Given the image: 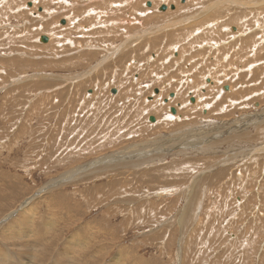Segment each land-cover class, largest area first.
<instances>
[{
    "label": "rangeland",
    "instance_id": "1",
    "mask_svg": "<svg viewBox=\"0 0 264 264\" xmlns=\"http://www.w3.org/2000/svg\"><path fill=\"white\" fill-rule=\"evenodd\" d=\"M262 129L264 0H0V259L264 264Z\"/></svg>",
    "mask_w": 264,
    "mask_h": 264
},
{
    "label": "bare ground",
    "instance_id": "2",
    "mask_svg": "<svg viewBox=\"0 0 264 264\" xmlns=\"http://www.w3.org/2000/svg\"><path fill=\"white\" fill-rule=\"evenodd\" d=\"M33 2H35V1H33ZM33 2H32V3H33ZM147 5L149 6V5H150V2H148ZM170 6H171V5H170ZM170 6H169V8H170ZM172 6H173V5H172ZM160 8H161V6L159 7V9H160ZM173 8H174V7H173ZM42 9H43V8H42ZM164 9H166V5H164ZM171 9H172V8H171ZM160 10H163V9H160ZM39 13H40V12H39ZM40 14H42V12H41ZM61 18H62V17H61ZM61 18H60V19H61ZM63 18H64V17H63ZM66 20H67V23H68V19H67V18H66ZM61 23H63V22L61 21ZM170 23H173V21L170 22ZM170 23H169V24H170ZM67 25H68V24H67ZM195 33H196V32H195ZM41 37H45V41H44V42H42V41L40 40ZM47 40H48V38H47L46 36H44V35H41V36L39 37V41L42 42V43H45ZM199 47H200V46H199ZM256 49H257V48H256ZM251 56H252V55H251ZM159 77H160V76H159ZM206 77H207V76H206ZM208 78H209V77H208ZM208 78L206 79V81L209 82V79H210V81L213 82V85H212V86L209 85V86H210V87H213V86H214V83H216L217 81L212 80L211 77H210L209 79H208ZM221 85H222V86H220V87H223V88H221L222 90H227V89H228L227 92H229V91L232 92L233 89H234V88L232 89V86H231V85H230V86H229V85L224 86V84H221ZM215 86L218 87V85H215ZM213 88H214V87H213ZM222 90H220L221 93L223 92ZM112 91H113V93H114V89H112L111 92H112ZM209 91H210V90H209ZM211 92H212V91H211ZM211 92H210V93H211ZM213 92L215 93V90H214ZM217 92H218V91H217ZM208 93H209V92H208ZM212 94H213V93H212ZM216 96H217V95H216ZM219 96H220V93H219ZM219 96H218V97H219ZM229 98H230V97H229ZM229 98H227V99H229ZM147 102H148V101H147ZM148 103H149V102H148ZM154 104H155V103H154ZM156 104H157V103H156ZM148 105L150 106L151 104H148ZM151 108H152V107H151ZM154 108H155V107H154ZM254 116H255V115H254ZM260 116H261V115H260ZM169 117L171 118V116H169ZM169 117H168V118H169ZM246 117H247V116H246ZM256 117H257V116H256ZM248 118H249V116H248ZM252 118H254V117H252ZM251 120H252V119H251ZM261 120H262V119H261ZM253 121H254V120H253ZM251 122H252V121H251ZM253 123H254V122H253ZM254 124H255V123H254ZM256 124H257V123H256ZM262 130H263V129H262ZM263 131H264V130H263ZM197 136H198V135H197ZM195 144H196V143H195ZM242 208H243V207H242ZM31 236H32V235H31ZM22 237H23V236H22ZM29 238H30V237H29ZM30 239H31V238H30ZM33 240H34V239H33ZM33 240H32V241H33ZM37 240H38V238H37ZM35 241H36V240H35ZM42 241H43V240H42ZM20 242H21V241H20ZM21 243H22V242H21ZM25 243H26V242H25ZM33 244H34V243H33ZM40 244H41V243L38 242V247H39V248L37 247L38 250H41V248H42ZM24 245H26V244H24ZM44 245H45V244H44ZM76 245H77V244H76ZM76 245H75V246H76ZM26 246H27V245H26ZM29 246L32 247L31 244H30ZM33 246H34V245H33ZM36 246H37V245H35V247H36ZM16 247H17V246H16ZM22 247H23V246H22ZM79 247H80V246H79ZM25 248L27 249V247H24L23 250H24ZM20 249H21V247L19 248V250H20ZM26 249H25V250H26ZM31 249H33V248H31ZM34 249H35V248H34ZM20 251H21V254H23V253H22V250H20ZM20 251H19V253H20ZM30 251H31V250H30ZM24 252H27V251H24ZM28 253H30V252L28 251ZM28 253H27V254H28ZM36 253L38 254L37 251H36ZM101 253H102V252H101ZM21 254H20V255H21ZM24 254H25V253H24ZM24 254H23V255H24ZM34 254H35V252H34ZM34 254H33V253H30V255H34ZM65 254H66V253H65ZM21 256H22V255H21ZM24 256L26 257V255H24ZM0 257H2V256H0ZM18 257H19V256H18ZM32 257H33V256H32ZM32 257H30V258H32ZM34 257H35V256H34ZM34 257H33V258H34ZM36 257H37V256H36ZM23 258H24V257H23ZM26 258H27V257H26ZM28 258H29V257H28ZM57 258H58V257H57ZM61 258H62V257H61ZM65 258H66V256H65ZM17 259H18V258H17ZM63 259H64V258H63ZM68 259H69V258H68ZM91 259H92V258H91ZM29 260H33V259H29ZM65 260H66V259H65ZM65 260H64V261H65ZM33 261H34V260H33ZM59 261H60V259H59ZM59 261H57L58 264H59ZM61 261H62V260H61ZM61 261H60V262H61ZM67 261H68V260H67ZM67 261H66V262H67ZM0 262H1V264H11V263H13L12 261L6 259L5 256H4L2 259H0ZM37 262H38V261H37ZM54 262H56V261H54ZM54 262H53V263H54ZM57 263H56V264H57ZM67 263H68V262H67ZM67 263L62 262L61 264H67ZM15 264H16V263H15ZM33 264H34V263H33ZM39 264H40V263H39ZM74 264H75V263H74ZM82 264H83V263H82ZM87 264H88V263H87Z\"/></svg>",
    "mask_w": 264,
    "mask_h": 264
},
{
    "label": "water",
    "instance_id": "3",
    "mask_svg": "<svg viewBox=\"0 0 264 264\" xmlns=\"http://www.w3.org/2000/svg\"><path fill=\"white\" fill-rule=\"evenodd\" d=\"M170 8H173V6L171 5ZM160 9H163V10H164V5H162ZM160 9H159V10H160ZM40 40H41L42 42H44V41H45V37H41ZM112 92H113V91H112ZM154 92L156 93L157 90H154ZM169 96L171 97V96H173V94H169ZM165 101H166V100H165ZM191 101H192V98H191ZM169 111H170V113H172V114L175 113V109H174L173 107H170V108H169ZM148 120H149L150 122H153V121H154V117H153V116H149V117H148Z\"/></svg>",
    "mask_w": 264,
    "mask_h": 264
},
{
    "label": "crops",
    "instance_id": "4",
    "mask_svg": "<svg viewBox=\"0 0 264 264\" xmlns=\"http://www.w3.org/2000/svg\"><path fill=\"white\" fill-rule=\"evenodd\" d=\"M62 24V23H61ZM207 79V78H206Z\"/></svg>",
    "mask_w": 264,
    "mask_h": 264
}]
</instances>
